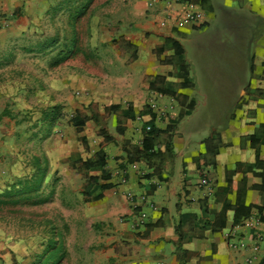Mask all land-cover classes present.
<instances>
[{
    "label": "crops",
    "instance_id": "obj_1",
    "mask_svg": "<svg viewBox=\"0 0 264 264\" xmlns=\"http://www.w3.org/2000/svg\"><path fill=\"white\" fill-rule=\"evenodd\" d=\"M185 1L112 2L90 43L73 40L53 65L50 86L38 88L53 100L38 109L56 105L58 114L85 118L81 128L70 121L77 135L70 164L73 154L83 160L100 150L106 154L110 178L100 170L89 174L112 186L97 200L85 201L84 187L81 195L85 218L103 244L93 264L264 260V0L197 3L205 13L197 24L185 21ZM29 11L30 0H0V50L31 30ZM170 39L180 42L182 56ZM179 59L191 84L182 83ZM3 93L5 107L11 87ZM151 98L157 110L150 108ZM151 122L163 132L156 144L161 154L148 158L138 149ZM214 134L217 144L208 148L215 154L203 143ZM240 202L252 207L250 213L242 206L236 211ZM226 204L219 228L215 213Z\"/></svg>",
    "mask_w": 264,
    "mask_h": 264
},
{
    "label": "rangeland",
    "instance_id": "obj_2",
    "mask_svg": "<svg viewBox=\"0 0 264 264\" xmlns=\"http://www.w3.org/2000/svg\"><path fill=\"white\" fill-rule=\"evenodd\" d=\"M115 1L30 0L31 30L0 50V101L6 87L13 94L5 107L0 103V264H38L61 233L58 264H93L103 247L85 218V179L68 161L77 137L72 113L38 109L53 106L52 95L38 88L50 86L53 65L73 40L90 43ZM32 181L38 184L30 189Z\"/></svg>",
    "mask_w": 264,
    "mask_h": 264
},
{
    "label": "trees",
    "instance_id": "obj_3",
    "mask_svg": "<svg viewBox=\"0 0 264 264\" xmlns=\"http://www.w3.org/2000/svg\"><path fill=\"white\" fill-rule=\"evenodd\" d=\"M188 1H193L196 2L198 4H200L201 6H204L205 3L208 0H188ZM83 9L78 10L77 11V15L82 13ZM169 44L171 45L172 48H174L176 50V54L177 56H182L184 53V49L182 47V45L180 44L179 41L175 40V39H170L169 40ZM179 63V71H180V77L183 79V84L187 85V84H191V78L189 77V70H188V66L185 63L184 59H179L177 61ZM152 86H154V88H157L159 90V92L162 93H169V94H176L175 89H173L172 87H168L166 85H163L162 87H158L155 84H152ZM72 121L74 123V125H76L77 127H82L85 123V118L79 114H76L75 116L72 117ZM146 136L144 138L143 141V148L142 149H138V153L145 155L148 158L160 155V151L156 148V144H157V138L160 136V134H162V129H160L159 127H157L154 122H151V124H149L146 128ZM218 140V134H214L212 137L207 138L203 143L204 146H207L208 151H211L213 154H215L216 150L215 149H210L208 148V146H214L217 144ZM168 152L172 153L171 148L168 147ZM81 164V166H77L78 164ZM106 154L103 150H100L99 152H97V154L94 156V158L92 159H87V160H83L82 158H80L78 156V154H73L71 156V165L74 168H77L78 171H81L84 173V177L86 179V182L84 183V191L83 194L85 195L84 200L85 201H89V200H97L99 198L102 197V190L105 188H108L110 186H112L111 183H100L99 179L97 176L94 175H90L89 172L93 171V170H100L102 171L103 178L105 180L110 178V174L107 172L106 170ZM38 182V181H37ZM38 183L33 182L29 185L30 189H33L37 186ZM93 184V188H91V190H88L89 186H91ZM24 189V188H23ZM21 189V190H23ZM7 193H10V191H7ZM3 203L7 202V201H2ZM244 207L245 205L243 203L240 202V204L237 206L236 211L238 210L239 207ZM230 207V205L226 204L224 206V208L221 211H217L215 213V217H214V223L216 224V226L218 225L219 228L223 227L225 222H226V210ZM246 210V213H250L251 210V206L248 207H244ZM264 219V217H262ZM206 225V224H205ZM61 238L59 241L54 240L53 238H50L48 241V245H47V249L44 252V257L43 259H41L38 264H58L62 258V252L64 251V243H63V233L60 234ZM261 264H264V260L262 261Z\"/></svg>",
    "mask_w": 264,
    "mask_h": 264
},
{
    "label": "built area",
    "instance_id": "obj_4",
    "mask_svg": "<svg viewBox=\"0 0 264 264\" xmlns=\"http://www.w3.org/2000/svg\"><path fill=\"white\" fill-rule=\"evenodd\" d=\"M186 5H187V11L185 13V21L188 22H193V23H200L203 21L204 19V11L202 10V8H200V6L193 1H188L186 0ZM183 23L180 22V25H182ZM149 106L152 110H157L158 109V103L157 100L155 98H151L149 101ZM122 180H125V177L123 176ZM209 180L208 178H204L202 179V184H208ZM147 218V213L145 211H141L140 213V223H144L146 221ZM234 246V244H233ZM248 261H251V258L248 259Z\"/></svg>",
    "mask_w": 264,
    "mask_h": 264
}]
</instances>
